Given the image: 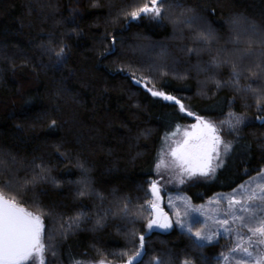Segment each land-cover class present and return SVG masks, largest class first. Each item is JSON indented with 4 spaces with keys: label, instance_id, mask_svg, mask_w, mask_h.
<instances>
[{
    "label": "trees",
    "instance_id": "1",
    "mask_svg": "<svg viewBox=\"0 0 264 264\" xmlns=\"http://www.w3.org/2000/svg\"><path fill=\"white\" fill-rule=\"evenodd\" d=\"M152 4L0 0V196L40 217L45 264H221V240L146 229L157 155L195 118L243 125L214 178L180 189L194 203L264 166V0H163L129 22Z\"/></svg>",
    "mask_w": 264,
    "mask_h": 264
},
{
    "label": "rangeland",
    "instance_id": "2",
    "mask_svg": "<svg viewBox=\"0 0 264 264\" xmlns=\"http://www.w3.org/2000/svg\"><path fill=\"white\" fill-rule=\"evenodd\" d=\"M155 16L154 14L153 17ZM205 125L213 126L215 132ZM242 125L243 121L232 115L217 124L195 118L193 124L182 127L180 133L163 143L155 162L154 178L148 181L151 198L149 208L150 211L153 206L162 209L159 224H167L168 227L161 228L158 224H153L149 228L154 220L151 211L152 217L146 227L148 232L167 233L175 228L191 233L200 242L221 240V264H264V243L261 242L264 241V236L255 232L257 228L264 226V166L259 173L232 191L216 193L201 203H194L186 192L180 190L194 178H214L231 151L230 144L221 134L236 137ZM201 132L204 133L202 139L192 143L194 136ZM214 136L220 139L217 146L219 156L212 152V159L209 161L208 155ZM201 170L208 174L202 175ZM245 208L247 211H243ZM249 216H256L255 224H249ZM245 248L247 252L243 251ZM34 256L36 264H40L41 259L45 264L42 252H34ZM233 256L234 260L231 259ZM135 260L130 259L124 264H133ZM25 264H30V261ZM103 264L110 263L103 261Z\"/></svg>",
    "mask_w": 264,
    "mask_h": 264
},
{
    "label": "snow or ice",
    "instance_id": "3",
    "mask_svg": "<svg viewBox=\"0 0 264 264\" xmlns=\"http://www.w3.org/2000/svg\"><path fill=\"white\" fill-rule=\"evenodd\" d=\"M160 3H163V0H153L151 7L145 6L138 12H132L130 15L133 19L137 18L141 13L149 12L154 13L156 16H160L161 9L157 6ZM199 38L201 40L205 39L203 35ZM234 77L238 78V73H234ZM152 95L161 96L169 101L175 99L172 96L165 95L163 92L158 91H153ZM175 102L179 103L178 100ZM180 110L181 112L185 111L183 105H181ZM188 114L191 115V113ZM237 123H239V121H237ZM205 126L215 132L213 126ZM219 144V137L214 136L212 148L209 150V161L212 159V152H216V155L219 156V152H217V146ZM225 151H227V146H225ZM173 154L175 155V152ZM201 174L207 175L208 173L201 170ZM0 200H2V206H0V264H25V262L28 261H30V264H36L34 252H42L44 248L40 240L42 232L40 217L33 216L31 213L25 212L24 209L16 207L14 201L10 202L2 198H0ZM243 211H247V209L245 208ZM225 223H227V221H225ZM153 224H157V221L153 220L149 224V228H151ZM158 227L166 228L168 225L158 224ZM255 232L264 236V226L257 228ZM141 240H143V237H141ZM261 242L264 243V241ZM243 251L247 252L248 250L245 248ZM40 264H44L43 259H41ZM100 264H103V261H101Z\"/></svg>",
    "mask_w": 264,
    "mask_h": 264
},
{
    "label": "water",
    "instance_id": "4",
    "mask_svg": "<svg viewBox=\"0 0 264 264\" xmlns=\"http://www.w3.org/2000/svg\"><path fill=\"white\" fill-rule=\"evenodd\" d=\"M146 14H147V13H141V14H140L137 18H135V19H138V18H140V17H144V16H146ZM135 19L132 18L129 22H133ZM132 84L135 85L136 87H140V88H142V89H145L144 84H142V83H138V82H136V81H132ZM203 136H204V133L201 132L200 134H197L196 136H194V138L191 140V142H192V143H194V142H198L200 139H202ZM0 198H2V197L0 196ZM2 199H3V198H2ZM4 200H5V199H4ZM0 206H2V200H0ZM151 211H152V214H153V218H154V220L157 221V224H159V222H160V220H161V216H162V214H163V210L160 209V208L157 207V206H153V207L151 208Z\"/></svg>",
    "mask_w": 264,
    "mask_h": 264
}]
</instances>
